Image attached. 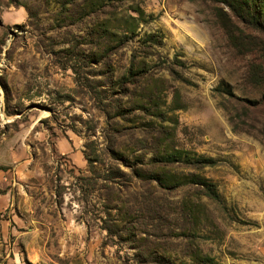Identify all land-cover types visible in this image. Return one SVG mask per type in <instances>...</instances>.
<instances>
[{
  "label": "rangeland",
  "instance_id": "1",
  "mask_svg": "<svg viewBox=\"0 0 264 264\" xmlns=\"http://www.w3.org/2000/svg\"><path fill=\"white\" fill-rule=\"evenodd\" d=\"M218 6L0 0V262L264 264V34Z\"/></svg>",
  "mask_w": 264,
  "mask_h": 264
},
{
  "label": "trees",
  "instance_id": "2",
  "mask_svg": "<svg viewBox=\"0 0 264 264\" xmlns=\"http://www.w3.org/2000/svg\"><path fill=\"white\" fill-rule=\"evenodd\" d=\"M219 5L217 19L228 37L240 46L237 31L241 29L259 31L264 34V0H209ZM241 25V27H240ZM210 195L218 198L213 185H208ZM210 187H212L210 189Z\"/></svg>",
  "mask_w": 264,
  "mask_h": 264
},
{
  "label": "built area",
  "instance_id": "3",
  "mask_svg": "<svg viewBox=\"0 0 264 264\" xmlns=\"http://www.w3.org/2000/svg\"><path fill=\"white\" fill-rule=\"evenodd\" d=\"M0 264H4L3 262H0ZM16 264H26L25 262L21 263L20 261L17 262Z\"/></svg>",
  "mask_w": 264,
  "mask_h": 264
}]
</instances>
